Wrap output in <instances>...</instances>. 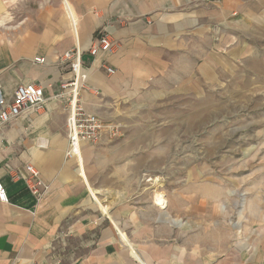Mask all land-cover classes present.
Here are the masks:
<instances>
[{"label":"crops","instance_id":"obj_1","mask_svg":"<svg viewBox=\"0 0 264 264\" xmlns=\"http://www.w3.org/2000/svg\"><path fill=\"white\" fill-rule=\"evenodd\" d=\"M214 25L223 52L242 46L257 52L264 46V0H0V87L11 94L35 82L50 99L2 129L0 182L9 202L0 200V264H264V190H249L258 200L249 202L245 233L241 224L222 221L231 213L226 206L210 214L209 199L237 198L222 187L195 201L171 193L163 206L155 201L162 193L139 200L149 190L125 199L100 178L97 150L109 148L112 138L82 143L67 157L71 115L63 101L51 99L70 76L60 58L75 49L89 75L83 106L106 122L125 120L177 89L190 91L193 68L200 84L208 83ZM102 34L112 51L93 57L89 50ZM178 53L185 54L182 66ZM27 164L48 186L40 200L25 184ZM216 213L220 221L211 224Z\"/></svg>","mask_w":264,"mask_h":264},{"label":"rangeland","instance_id":"obj_2","mask_svg":"<svg viewBox=\"0 0 264 264\" xmlns=\"http://www.w3.org/2000/svg\"><path fill=\"white\" fill-rule=\"evenodd\" d=\"M221 36V29L214 25L209 37L208 83L200 84L201 74L193 68L196 85L190 91L177 89L125 120H115L119 132L108 136L112 138L107 140L109 148L103 145L97 150V162L102 183L107 181L113 193H123L126 199L133 190L138 194L149 190L139 198L144 204L157 193L165 199L168 194L183 193L194 201L206 189L222 187L226 193H236L237 198L208 200L210 214L220 206L231 211L222 215L231 227L244 225L249 202L258 200L256 194L249 196V190H264V46L259 45L257 52L254 46L223 52ZM193 53L199 55L195 48ZM184 57L177 54L178 65H184ZM181 72L177 70L184 76ZM219 215L210 216L211 224L220 221ZM246 230L243 227L241 232Z\"/></svg>","mask_w":264,"mask_h":264},{"label":"built area","instance_id":"obj_3","mask_svg":"<svg viewBox=\"0 0 264 264\" xmlns=\"http://www.w3.org/2000/svg\"><path fill=\"white\" fill-rule=\"evenodd\" d=\"M112 51V41L108 34L96 38L89 53L97 57L100 53ZM82 52L78 49L66 52L60 58V66L69 68V78L60 83L59 90L51 99L63 101L66 110L70 113L68 127L69 147L67 157H73L81 148L82 143L99 144L105 136H115L119 126L113 122H106L98 115L89 112L83 106L82 93L89 89V75L84 71L81 62ZM38 64L46 63L45 58H36ZM110 75L115 74L112 67H104ZM45 88L39 83L18 85L14 91L6 93L0 87V144L2 143V129L24 114L44 108L46 102ZM46 147V143L40 144ZM28 176L25 184L29 191L40 200L48 191V186L41 178L40 171L33 165L26 166ZM0 200L8 203L9 197L6 188L0 182Z\"/></svg>","mask_w":264,"mask_h":264},{"label":"bare ground","instance_id":"obj_4","mask_svg":"<svg viewBox=\"0 0 264 264\" xmlns=\"http://www.w3.org/2000/svg\"><path fill=\"white\" fill-rule=\"evenodd\" d=\"M155 201H156V204H158V205H161V206L165 205V199H164V196L162 194H157L155 196Z\"/></svg>","mask_w":264,"mask_h":264}]
</instances>
